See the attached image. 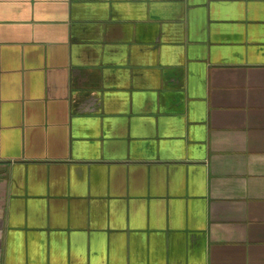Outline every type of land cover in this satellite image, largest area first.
I'll return each mask as SVG.
<instances>
[{"label": "crops", "instance_id": "0c3cea01", "mask_svg": "<svg viewBox=\"0 0 264 264\" xmlns=\"http://www.w3.org/2000/svg\"><path fill=\"white\" fill-rule=\"evenodd\" d=\"M0 264H264V0H0Z\"/></svg>", "mask_w": 264, "mask_h": 264}]
</instances>
